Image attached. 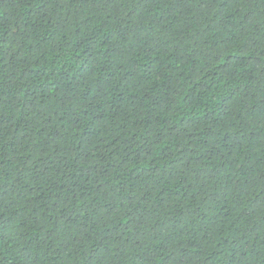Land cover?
Wrapping results in <instances>:
<instances>
[{
  "label": "trees",
  "instance_id": "trees-1",
  "mask_svg": "<svg viewBox=\"0 0 264 264\" xmlns=\"http://www.w3.org/2000/svg\"><path fill=\"white\" fill-rule=\"evenodd\" d=\"M0 264H264V0H0Z\"/></svg>",
  "mask_w": 264,
  "mask_h": 264
}]
</instances>
